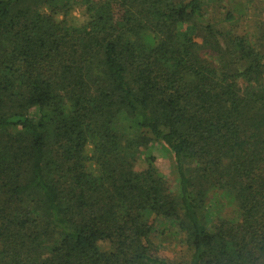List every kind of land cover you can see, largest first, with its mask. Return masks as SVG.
<instances>
[{"label":"trees","instance_id":"obj_1","mask_svg":"<svg viewBox=\"0 0 264 264\" xmlns=\"http://www.w3.org/2000/svg\"><path fill=\"white\" fill-rule=\"evenodd\" d=\"M257 14L259 0H0V264H264ZM155 143L176 190L153 156L136 168Z\"/></svg>","mask_w":264,"mask_h":264},{"label":"rangeland","instance_id":"obj_2","mask_svg":"<svg viewBox=\"0 0 264 264\" xmlns=\"http://www.w3.org/2000/svg\"><path fill=\"white\" fill-rule=\"evenodd\" d=\"M259 2L261 3V5L264 4V0H259ZM87 17L88 16L86 14L85 8L81 5H76L66 18L69 23L80 25L87 19ZM258 17H260L259 20H264V18L260 16V14H257V19ZM57 19L61 20L63 19V16L59 15ZM89 153H91V149H89ZM149 156H153L155 158V168L157 169L159 174L166 179L171 188L173 190H176L173 162L170 155L162 145L155 143L143 149L136 166L137 170H143L147 167V157ZM177 241L178 240L172 236H158L157 239H155V242L162 246L159 254L167 259L175 258L180 249Z\"/></svg>","mask_w":264,"mask_h":264}]
</instances>
